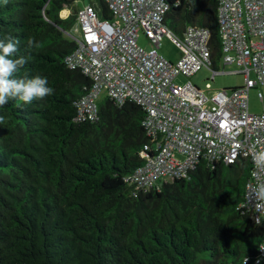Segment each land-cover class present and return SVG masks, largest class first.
Here are the masks:
<instances>
[{"label": "trees", "instance_id": "obj_1", "mask_svg": "<svg viewBox=\"0 0 264 264\" xmlns=\"http://www.w3.org/2000/svg\"><path fill=\"white\" fill-rule=\"evenodd\" d=\"M77 1L0 0V40L18 37L14 58L28 60L14 77H47L54 89L0 106V264H252L263 229L239 208L248 158L201 159L187 176L137 189L122 176L144 160L140 105L105 96L97 119L75 120L91 81L64 62L76 12L90 4L110 17L104 0ZM168 3L164 22L176 35L189 24L209 29L215 68L216 0Z\"/></svg>", "mask_w": 264, "mask_h": 264}, {"label": "built area", "instance_id": "obj_2", "mask_svg": "<svg viewBox=\"0 0 264 264\" xmlns=\"http://www.w3.org/2000/svg\"><path fill=\"white\" fill-rule=\"evenodd\" d=\"M217 30L223 64L213 66L207 27L189 24L181 36L164 22L168 0H104L109 18H99L94 6L85 4L76 12V45L64 62L90 78V86L75 102V120L98 117L97 98L105 96L121 105L132 101L143 109L141 124L148 137L140 152L142 164L124 174L125 183L137 189L159 188L164 181L187 176L201 159L233 162L250 160L243 199L239 205L252 222L263 229L252 264H264V0H216ZM141 31L149 49L137 42ZM164 36L179 47L172 61L159 53ZM242 74V83L210 89L190 80L199 69ZM185 77L176 82V76ZM256 87L262 111L251 112L248 93ZM151 151V153H149Z\"/></svg>", "mask_w": 264, "mask_h": 264}, {"label": "clouds", "instance_id": "obj_3", "mask_svg": "<svg viewBox=\"0 0 264 264\" xmlns=\"http://www.w3.org/2000/svg\"><path fill=\"white\" fill-rule=\"evenodd\" d=\"M8 0H4L7 4ZM20 40L11 35L0 40V106H4L9 98H18L24 103H31L34 99L44 98L54 93V89L48 86L47 77L39 75L22 78H15L14 74L28 62L27 58L20 56L14 58L19 50ZM29 47H39L34 38L28 39ZM5 117L0 115V123H3ZM264 162V153L257 158ZM259 194L264 197V185H260Z\"/></svg>", "mask_w": 264, "mask_h": 264}, {"label": "rangeland", "instance_id": "obj_4", "mask_svg": "<svg viewBox=\"0 0 264 264\" xmlns=\"http://www.w3.org/2000/svg\"><path fill=\"white\" fill-rule=\"evenodd\" d=\"M86 2V0H79L75 2L74 6H81ZM69 10H72L73 6L68 7ZM67 9V8H66ZM64 8V10H66ZM68 13V11H67ZM64 15V14H62ZM99 18H102L99 16ZM77 29V25L74 24L72 26V31L75 33ZM137 42L140 46H142L144 49H149V42L147 37L139 31ZM158 51L160 54L165 56L166 58L175 61L177 58H179L181 51L177 44L169 37L164 36L161 43L159 44ZM217 70H236L238 69V66L234 64H223L221 61H218L216 63ZM211 72L209 69L202 67L199 69L193 76L190 77V80L195 83L197 86L204 88L205 82H210V89L211 90H217L221 88H227V87H233L236 85H239L242 83V74L239 72L236 73H220L215 75L212 79L210 78ZM176 82H183L185 80V77L178 75L175 78ZM105 97V90H101L98 94L97 101H100ZM248 108L251 112L259 113L262 111L263 104L259 100L257 96V89L256 87H252L249 90L248 93Z\"/></svg>", "mask_w": 264, "mask_h": 264}, {"label": "crops", "instance_id": "obj_5", "mask_svg": "<svg viewBox=\"0 0 264 264\" xmlns=\"http://www.w3.org/2000/svg\"><path fill=\"white\" fill-rule=\"evenodd\" d=\"M65 9H66V8H65ZM62 10H64V9H62ZM62 10H61V11H62ZM67 11H68V9L64 10V13H63L64 15H62L61 12H60L61 16H65V15L67 14Z\"/></svg>", "mask_w": 264, "mask_h": 264}]
</instances>
